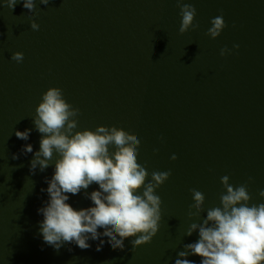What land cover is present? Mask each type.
Returning a JSON list of instances; mask_svg holds the SVG:
<instances>
[{"label":"water","instance_id":"water-1","mask_svg":"<svg viewBox=\"0 0 264 264\" xmlns=\"http://www.w3.org/2000/svg\"><path fill=\"white\" fill-rule=\"evenodd\" d=\"M186 2L199 28L181 35L175 0H36L38 13L22 3L10 11L0 0V264H175L183 245L199 239L198 230L184 236L189 189L205 195L197 223L219 206L224 175L234 186L253 177L251 202H264L257 194L264 189V0ZM218 15L227 26L212 39L205 33ZM225 46L232 51L221 57ZM16 51L20 63L11 59ZM52 86L80 109L77 130L103 124L134 132L149 173L171 170L156 189L161 220L151 243L133 248L130 237L113 249L101 236L87 249L71 243L57 251L43 241L37 209L49 199L54 161L33 174V153L22 149L39 150L43 134L32 116ZM25 129L29 138L18 139L15 131ZM98 188L68 194L67 203L93 206L88 194Z\"/></svg>","mask_w":264,"mask_h":264},{"label":"clouds","instance_id":"clouds-1","mask_svg":"<svg viewBox=\"0 0 264 264\" xmlns=\"http://www.w3.org/2000/svg\"><path fill=\"white\" fill-rule=\"evenodd\" d=\"M175 2L180 9L178 33L183 35L197 30L199 23L194 22L197 10L193 4L186 0ZM17 3H22L29 12L38 13L36 0H3L10 11ZM39 3L48 5L50 0H39ZM210 24L205 34L212 39L227 26L223 15L212 18ZM30 27L39 30L35 20H30ZM233 48L239 45L234 44ZM231 51L225 46L219 54L223 57ZM11 59L20 63L24 55L16 51ZM41 95L32 116L36 130L43 134L40 147L33 152L31 144H26L22 153H33L29 165L33 174L37 168L44 171L54 161V173L46 188L49 199L37 209L43 216L39 222L43 241L57 251L71 243L87 249L89 239L97 240L101 236L108 238L113 249H123L124 240L130 237L135 238L131 240L133 248L151 243L161 220L162 201L156 189L168 180L171 170L149 173L137 158L141 141L134 132L103 124L94 130H77L80 109L64 99L61 88L49 87ZM30 132L31 129L16 130L15 135L27 140ZM176 158L175 154L170 157ZM12 159L18 156L13 154ZM252 182L250 176L244 183L234 186L229 183L228 175L221 176L224 191L220 193L219 206L208 208L199 223L196 220L205 211V195L195 188L189 189L193 203L188 205L187 217L192 222L184 236H191L198 230L199 239L183 245L184 250L178 252L180 258L175 264H195L185 258L189 255L200 256V264H264V202H251L248 185ZM92 184L99 186L88 194L93 206L76 210L67 203L68 194L77 195ZM257 194L264 198V189ZM103 243L101 239L97 251Z\"/></svg>","mask_w":264,"mask_h":264}]
</instances>
